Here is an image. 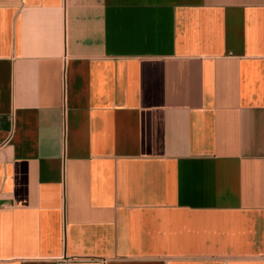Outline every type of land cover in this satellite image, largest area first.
Returning <instances> with one entry per match:
<instances>
[{
    "label": "crops",
    "instance_id": "1",
    "mask_svg": "<svg viewBox=\"0 0 264 264\" xmlns=\"http://www.w3.org/2000/svg\"><path fill=\"white\" fill-rule=\"evenodd\" d=\"M0 264H264V0H0Z\"/></svg>",
    "mask_w": 264,
    "mask_h": 264
}]
</instances>
